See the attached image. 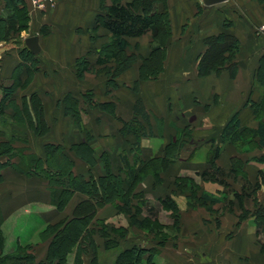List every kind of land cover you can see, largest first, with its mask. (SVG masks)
Wrapping results in <instances>:
<instances>
[{"label": "crops", "instance_id": "obj_1", "mask_svg": "<svg viewBox=\"0 0 264 264\" xmlns=\"http://www.w3.org/2000/svg\"><path fill=\"white\" fill-rule=\"evenodd\" d=\"M24 1L28 9L29 27L16 33L9 24V20L14 16V10L7 6L6 0H0V19L3 21H1V33L5 34L7 30L10 33L7 39H0V81L9 82L8 87L10 88L14 86L16 95L21 92V100L13 95L16 106H20L21 110L24 107L22 106L24 101L27 103V109L34 108L31 101L34 95H38L41 99L42 106L40 108H43L47 132L43 135H36L33 131L37 127V122L33 124L24 118L26 130L29 129L36 139H41L36 141V143H40L38 150H32V153L44 160L46 159L45 146L52 143L59 144L64 147L73 161L76 175L88 180L93 176L92 174H95L93 176L95 178L105 176L106 171L104 170L102 174L98 173L99 170L96 169V166L101 164L102 154H109L110 149L105 147V143L102 146L99 141L108 139L114 141L112 130L115 127V130L119 131L122 125L119 117L130 120L134 116L132 108L136 96L133 99V96L127 95L131 88V85H128L129 82L125 81L127 79L120 80L119 87L122 89L121 96L124 99L115 104L118 118L108 115L109 119L106 118V125L101 127L102 130L109 127L106 129V133L99 134L95 131L92 133L93 129L89 125L87 126L86 121L83 120V131L86 137H81L78 141L69 142L68 140L65 142L67 139L62 137L64 133H60L61 138L56 137L54 140H49V138L53 129L52 120L59 131L65 130L67 119L68 127L70 124L72 126L76 124V121L74 122L69 115H66L64 100L68 95L71 94L77 98L80 108L82 109L83 106V110L89 112L87 106L90 107V105L82 97L86 93L77 96L79 91L70 90V87L60 84L68 80L71 81L69 77H66L69 75L72 76V81H78L76 64L77 60L83 56H87L92 63L90 72L96 68L98 51L106 42L103 45L97 44L92 38V29L96 25L98 14L102 11V2L105 1L107 5H110L112 0H55V5H48L45 11L35 9L30 0ZM127 1L123 0V2ZM162 7L163 5L160 6V8ZM166 7L169 11L172 30L167 47L171 70H169L170 75L160 79L163 82V84L160 83L162 84L159 85L160 87L153 81L142 87L139 98H142L141 100L149 113L152 114L150 110L152 109L154 113L167 118L169 124L166 129H171L174 127L172 119L177 118L183 111L182 113L186 116L181 119L183 120L181 127L186 129L192 124L196 125V130L200 131L197 132L200 138H207L215 131L219 132L220 137L226 124L237 113L242 126L258 128L259 121L248 102L250 99L257 101L262 93V89L257 86V83L261 60L264 56V35L258 31L264 25V1L227 0L225 7L217 9L216 7H206L198 0H166ZM44 29H47L48 32L45 35L43 34ZM34 30L35 33H33ZM222 34L236 37L239 40V53L236 58L238 69L234 73L225 70L219 74L200 76L198 67L201 57L208 50L207 39ZM13 35L15 38H12ZM36 35L40 39V54L44 57H37L40 64L39 70L32 73L20 53L26 47V39ZM107 35V32L103 34V36ZM143 38L148 40L144 43L145 45L140 43ZM108 39L110 40V36ZM130 41H135V44L139 43V48L148 51L152 46L153 36L150 32L140 38L130 39ZM125 74L132 76V80H136L138 77V73L135 74V72H131V74L126 72ZM93 77L99 76L95 74ZM104 78H101L102 82H104ZM37 80H41L39 83L43 82L41 87H44L45 90L35 85ZM157 82L159 84V81ZM50 83H54V86L48 89ZM125 86L127 89L124 88ZM46 90H53L54 95ZM152 90L156 92L151 93ZM48 98L55 99L53 108L56 117L53 116V119L50 117L48 100H46ZM120 102L125 103L128 109L123 107L124 110L121 109ZM13 112V110L9 111L10 114ZM49 119L52 120L49 122ZM96 123L97 118L94 125ZM192 127L191 129L194 130ZM89 135V143L94 148V157L97 161L94 166L76 151L72 155L73 150L71 151L75 145L82 144L89 139ZM166 137L170 142L171 134L168 133ZM26 141H28L26 145L32 147V136L30 140ZM216 143L220 146V139ZM67 146L69 147L67 148ZM97 146L102 147V150H99ZM238 155L240 154L232 144L224 147L216 160V165L219 168H224V171L217 172L219 174L216 176L218 182L214 180L217 183L204 185L209 194L220 195V192H227L228 188L226 190L223 179L230 175L233 176V179L237 178L240 181L241 176L236 177L235 173L231 171L232 161ZM20 163L21 160L16 161L14 157L11 159V167L2 173L4 182L0 184V192L5 194L3 201L0 197V212L4 217L1 225L5 237L4 254L11 255L16 252L18 247L28 248L31 249L35 257V264H39L45 261L48 256L50 240L44 237L47 227L62 220L72 219L74 210L80 203L94 202V199L87 194L76 192L66 209L63 212L59 211L57 206L52 203L46 188L45 191L42 187L33 186L32 181L41 176H27L17 171L16 167L20 166ZM81 164L85 171L79 168ZM253 164L257 173L250 174V179H256L259 170L264 171V167L257 166L258 163ZM12 167H15L16 170ZM220 174H225V176L220 177ZM208 179L206 177V180ZM236 192L239 191H235L233 194ZM163 193L158 192L157 199H166L167 196ZM207 204L212 209V213L211 209L208 210L209 207H202V210L207 213L196 211L191 217H184L183 227L181 226L184 238L182 236L176 239L175 235L170 233V236L163 239L164 245L162 244V246L159 245L158 239H149L148 242H145L146 248L158 250L154 256V264H264V243L262 242V240L264 241L262 234L264 217L255 213L256 204L250 201L240 203L236 200L232 204V210L228 208V203L222 201L208 202ZM68 208H70V212L67 213ZM198 210L201 209L198 208ZM101 211H104L103 215L106 217L108 214L106 212H110V208L106 206ZM244 211L248 212V217L246 214L244 215ZM167 219L168 222L165 224L171 226L172 219ZM159 220L161 221L160 218ZM32 227H34L33 230ZM137 245L145 247L142 244ZM130 247L132 248L133 244ZM100 264L107 263L101 262ZM109 264H113V262Z\"/></svg>", "mask_w": 264, "mask_h": 264}, {"label": "rangeland", "instance_id": "obj_2", "mask_svg": "<svg viewBox=\"0 0 264 264\" xmlns=\"http://www.w3.org/2000/svg\"><path fill=\"white\" fill-rule=\"evenodd\" d=\"M105 32H107V36H103ZM33 33H35V30ZM14 36L15 35H13L12 38H15ZM109 36L110 32L100 29L95 34L94 41H96L97 44L103 45L104 42H110L111 39H108ZM147 41V39L144 40L143 38L140 40V43L145 45L144 43ZM134 42L130 41L131 47L127 52V54L130 56L128 58V63H119L118 60H113L111 63H108L104 66L97 65L94 71L90 72L89 70L85 72L81 78L77 75L78 81H72L73 78L70 75L66 76L69 77L71 81L68 80L60 84L62 86H67L68 88L70 87V90L72 89L73 91H79L77 96H81L83 93H86L85 97H83V95L82 97L88 102L90 107L87 106L89 109V112H87L86 110H83L82 106V125H84L83 120L86 121L87 126L89 125L90 128L93 129L92 133L94 131L99 134L106 133V129L109 127L105 130H102L101 127L106 125L105 121L106 118H108V115L116 119L118 118L115 104L119 103V100L124 99L123 96H121L122 89L119 87L120 80H124L125 78L127 79L125 81L129 82L128 85H131V88H129L130 93L128 92L129 94L127 93V95L133 96V99L136 96L134 101L135 105L138 99H142L139 98V96L142 93L143 86L153 81L157 83L158 87H160L159 85L163 84L160 79H164L166 75H170L169 70H171V66L168 60V48L167 50L163 51V53H160L161 55L157 56V58L155 56L153 61H147L144 58H148L150 56L151 47L148 51H143L142 48H139L140 44H135ZM214 51L217 52L218 48H215ZM238 53L239 49L234 54L233 61L232 58L228 60L224 59V56L226 58H230L232 55L231 52L225 53V55L220 58V64L222 63L224 65L221 72L225 70H230L232 73L235 72L231 65L232 63H236L237 65L236 58ZM37 57L41 58L44 56L42 54H38ZM83 57H86L89 60L87 56ZM90 64L92 63L90 62ZM80 67L81 66H79V68ZM124 67L126 70L120 72V70H123ZM35 68L38 69L39 66L38 68L35 66ZM126 72L130 74L131 72H135V74L138 73V77L136 80H132V76H126ZM147 72L149 74H154V76L150 78L143 76L146 75ZM89 73L91 74L86 75ZM212 73L216 72L213 71ZM95 74L99 77H93ZM102 77H105L104 82L101 80ZM39 81L37 80L35 85L40 86L42 90H45L44 87H41L43 82L39 83ZM157 81H159V84ZM9 84V82L0 81V102L5 106L4 110H7L0 113V153L6 151L5 154H0V164L7 162L8 157H14L16 161L21 160V165L17 167V171L22 172L24 171V168L27 167V165L29 166V164H27L28 162L34 161L32 156L35 155L32 153V150H38L40 143H36V141L41 139H36L34 134L31 133L29 129L26 130L25 119H23L24 117H22V115L13 117L12 113H9L11 110L14 111L16 106L15 100H13V95L16 96L17 99L21 100V92L16 95L14 86L12 89L8 87ZM52 86H54V83H50L48 85V89H51L49 87ZM257 86L262 89L261 97L256 101L260 102L264 95V85L262 82H258ZM124 88L127 89L126 86ZM59 89L62 88L59 87ZM46 91H48L50 94L54 92L53 90ZM154 92L156 91L152 90L151 93ZM49 97H51V95H49ZM46 100H48L50 117L53 119V116L56 117L53 108L55 105V99L48 98ZM252 101L254 102V100L250 99L248 102V105L251 104V107ZM119 106L121 109L127 108L125 103L122 104L120 102ZM252 109L255 113L256 110L254 107ZM150 110L152 114H150L148 110L147 111L152 117H150L151 123L150 125H147V129H145L146 133L142 134L140 139H138V136L129 130V128L131 129L135 126V123L132 122L131 124H128L127 128L125 129L123 128V124H119L121 125L119 131L115 130L114 127V130H112L114 133V141L111 139L99 141L102 146L103 143H105V147L110 149V153L106 154L110 155L109 159L112 166V171L119 176L123 189L118 190V188H113L110 199H107L109 202L106 205L98 207L95 214L92 216L89 214L91 213V210L88 209L87 205H84L87 208H83L80 213L77 211L75 212L74 210V217L76 215L81 217L85 215L86 218L81 221L82 227L80 228H83V231L79 237L80 239H78L79 241L77 240L78 242H76L71 251L67 253L65 264H100L101 262H105L107 264L113 262V264H116L122 253L127 250L132 248L148 249L146 248L145 242H148L149 239H164L165 237L170 236V233L174 234L176 239H179L182 236L184 238L185 235L184 233L182 235L181 232L184 224V217L189 218L192 216V214H195L196 211H199L198 213H207L202 210V207H209L207 204L208 202L215 203L216 201H222L223 203H228V208L232 210L233 202L238 200L234 195L236 193H239L243 196V202H254L256 204L255 213L259 214L260 217H264L263 176L258 173L259 175L256 174V179L249 178V175L256 171L255 165L253 163H258V167H264V165H262L264 163H261L257 160V158L264 156V148L258 147L257 144H232L240 154L236 158L243 162V166L241 168L238 167L239 172H233L235 173L236 177H238V175L241 176L240 181L237 180V178L233 179V176L230 175V177L223 179L224 183L226 184V190L228 188L227 192H220V195H217L216 193V195L209 194L205 190L204 185L216 182L218 180L216 176H219L217 172L224 171V168H219L216 163L212 164L210 162V157L212 156L215 147L218 146L216 142L220 139L218 135L219 132L215 131V133L207 136V138H200V136L197 134V132L200 131L196 130V125H193L192 123L191 126H193L192 128H194V130H192L191 126H189L186 131L181 127L183 123V120L181 119L183 117L185 118L186 116L184 113H182L183 111L179 116H177V118L172 119L174 127L171 129H166V126L169 124L168 119L166 118V120L164 116L154 113L152 109ZM261 114V118L264 120V110L261 111ZM70 117L74 122L76 121L72 116ZM96 118L97 123L94 125ZM52 119H49V122ZM133 119L134 116L130 120L120 119L119 117L120 123L121 120H124L125 122H131ZM257 120L259 121L258 118ZM67 124H69L68 119L66 120L65 130L62 129L59 131L56 128V124H54V121L52 120L53 129L51 131L52 134L49 140H54L56 137L61 138L60 133H64L62 137L67 139L65 142L68 140L69 142L78 141V139L81 137H86L83 128L77 124L74 126L70 124L68 127ZM33 132H35L36 135L38 134L36 131ZM168 133L171 134L170 142H168L169 138L166 137ZM31 136L33 142L32 147L26 145V143L28 144V141L26 140H30ZM256 143H258L257 140ZM68 147L69 146H67V148ZM97 147L99 150H102V147ZM224 147L222 148V151ZM72 150L73 155L75 149H71V151ZM123 156H126L131 162L132 166L137 169V181L139 183L136 185L137 181L135 182V186L133 187L134 189L128 185L129 178L126 174V169L123 168V163L121 161ZM135 157H139L141 160V162L137 165L135 162ZM247 163L248 166L246 167ZM8 167H11V165L6 164V166L2 165L0 167V175L3 177V180H1L0 184L4 182V175L2 173H5ZM82 167V164L79 165V168L85 171ZM12 168L16 170L15 167ZM233 168L234 166L231 167V170ZM96 169L99 170L98 173L102 174L105 170L103 163L97 165ZM259 171L261 172L262 170ZM262 172L264 173V171ZM92 175L95 176V174ZM221 176L224 177L225 174H220V177ZM206 177L209 179L206 180ZM32 182L34 184L33 186L42 187V189L46 188L48 190V194L50 195L52 203L55 204V202L58 201L55 195L58 196L61 191L62 187L60 184L54 185L53 182H51V180L47 179L46 177H37ZM235 191L239 192L233 194ZM158 192H164L163 194L167 196V198L164 199L165 201L157 199ZM138 193H140L139 196ZM0 195L1 200L3 201L5 194L0 192ZM74 196L75 195L70 198L68 204L71 202V200H73ZM249 198H251V200H249ZM68 204L63 209L61 208L58 210L63 212ZM106 206L110 208V212L107 211L106 213L108 214L106 217H104V211L101 210L105 209ZM198 208L201 210H198ZM210 209L211 208L209 207L208 210ZM66 212H70V208H68ZM98 212L100 213L98 214ZM210 212L212 213V209ZM245 214L246 217H248V212L244 211V215ZM159 218L163 223L159 220ZM167 218L172 219L171 226L165 224L168 222ZM0 219L3 222L4 217L1 212ZM69 220H71V218L64 221L62 220L56 224H50L49 226H63ZM31 229L33 230L34 227ZM262 229L264 230V226ZM58 231L60 232V229L59 227H56V229L53 231V234H48V236H50L49 251L53 247V245L50 246L53 244L52 242L56 241V238H58ZM262 232L264 237V231ZM262 242L264 243L263 240ZM132 244L133 247L131 248L130 246ZM137 244L145 245V247H141ZM162 244L164 245V243ZM128 246L129 248L127 249ZM157 253L158 250H156L155 253L151 252L150 254H145L140 257L138 261L134 254V259L131 258L130 260L128 259V261L132 263L131 260H134L132 264H154V256ZM25 254L33 256L31 249L25 250ZM123 258L120 259L122 260Z\"/></svg>", "mask_w": 264, "mask_h": 264}, {"label": "trees", "instance_id": "obj_3", "mask_svg": "<svg viewBox=\"0 0 264 264\" xmlns=\"http://www.w3.org/2000/svg\"><path fill=\"white\" fill-rule=\"evenodd\" d=\"M6 2L7 6L14 10V16L9 20L10 28L16 33H20L23 30L28 29L29 16L25 1L6 0ZM161 5H163L162 8H160ZM101 8L102 11L98 14L96 18V25L92 29V38L95 37V34L100 29H104L105 31L110 32L111 40L99 49L97 65L104 66L111 63L113 60H118L119 63H128V58L130 56L127 52L131 47L130 39L140 38L150 32L153 36L151 52L150 56L144 59L147 61H153L155 56L157 58V56L161 55L160 53L167 50L168 40L172 35V30L169 11L166 7V0H128L127 2H123V0H112L110 5H107L106 2L103 1ZM1 21L2 20L0 19V39H7L10 33H8V30L5 34L1 33ZM47 33V29H44L43 34L45 35ZM207 44L208 50L201 57L199 62L198 68L200 76H207L213 71L220 73L224 67L222 63L220 64V58H222L225 53L231 52V57L226 58L224 56V59L228 60L232 58L233 61L234 54L239 49V41L237 38L227 34L210 37L207 39ZM215 48H218L217 52L214 51ZM20 54L23 60L28 64L27 67L32 73L39 69V63L37 60L38 55H34L27 47H24ZM90 65V62L86 57L78 59L76 64L78 77H83V74L90 70ZM35 66H37L38 69H36ZM79 66L81 67L79 68ZM231 66L234 70L237 69L236 63H232ZM124 70H126L125 67L123 70H120V72ZM143 76L150 78L153 77L154 74H149L147 72V74ZM258 82H262L264 85V56L262 57L261 66L258 72ZM85 95H83V97H85ZM31 101L34 105V108H32L33 111L32 109L30 110V108L27 109V103L24 101L22 105L24 107L22 110L19 109L20 106H15L12 116L16 117L22 115V117L30 120L33 124L34 122H37L35 131L39 135H43L47 132V128L45 125L46 122L43 108H40L42 106L41 99L38 95H34ZM64 102L66 105V115L72 116L76 120V124L83 128L82 109L80 108L79 100L70 94L65 98ZM4 107L5 106L0 102V113L6 111L4 110ZM253 107L256 110L255 114H258L256 115L259 119L258 128L254 129L242 126L239 114H235L220 134L221 145L215 147L214 152L210 157V162L212 164L216 163V160L221 154L222 148L228 144H257L258 147L264 148V120L261 118V111L264 110V95L260 102L252 101V108ZM133 112L134 119L131 122L121 120V123L125 129L128 124L134 122L135 126L131 129L129 128V130H131V132L137 135L138 139H140V136L146 133L145 129H147V125H150L151 123L150 114L146 110V107L141 99L137 100L133 107ZM187 129L188 128L185 130L187 131ZM256 140L258 143H256ZM89 142L90 135L89 139L82 144L75 145L74 149L78 154L86 159L89 164L94 166L97 161L94 157V148ZM5 152L6 151L0 154L3 155ZM45 152L46 159L43 160L36 156H32L35 162H28L27 164H29V166L26 164L27 167H25L24 171L21 173H24L27 176L36 175L46 177L51 180L54 185L60 184L62 187L61 191L58 196L55 195L58 199V201L55 202L58 209H63L68 204L70 198L76 192H80L91 196L95 203L91 201L82 202L77 206L75 212L77 211L80 213L83 208L88 207V209L91 210V213L89 214L92 216L95 214L98 207L106 205L109 202L107 199H110L113 188H118V190L123 189L119 176L112 171L110 159L106 153L102 154L101 157V163L104 165L106 175L98 178L92 176L88 180L74 173L73 161L70 159L63 146L53 143L47 144L45 146ZM11 159L12 157H8L7 160L9 162L7 161L4 162V164L1 163L0 165H11ZM257 160L264 163V156L257 158ZM121 161L129 178L128 185L133 188L135 186V182L137 181V169L132 166L126 156H123ZM135 162L136 165L141 162L139 157H135ZM232 166H234V168L231 171L237 173L239 172L238 169L243 166V162L235 158ZM259 173L264 179V173L262 171H259ZM2 178L3 177L0 175V182L3 180ZM138 183L139 182L137 181L136 185ZM139 194L140 193H138V196ZM235 196L240 203H243V196L241 194L236 193ZM84 205H87V207ZM85 218V215L83 217L76 215L63 226H49L44 232V237L49 238L50 236H48V234H53L56 227H59L60 232L58 231V238H56V241H53V244L50 245H53V247L49 251V255L47 256L48 258H46L47 260L40 262L39 264H65L67 253L71 251L72 247L79 241L78 239H80L79 237L83 231V228H80L82 227L81 221ZM1 225L2 220L0 219V264H35V257L25 254V250H28V248L18 247L15 254H4L5 237L1 230ZM162 241L163 239L159 240V245L162 244ZM151 252L155 253L156 249L132 248L122 253L120 258H124L122 260L119 258L116 264H132L134 260H131L132 263H130L128 259H134V254L138 261L140 257L145 254H150Z\"/></svg>", "mask_w": 264, "mask_h": 264}, {"label": "water", "instance_id": "obj_4", "mask_svg": "<svg viewBox=\"0 0 264 264\" xmlns=\"http://www.w3.org/2000/svg\"><path fill=\"white\" fill-rule=\"evenodd\" d=\"M227 0H203V4L206 7H216L217 9H221L226 6ZM40 39L38 36H32L26 39L25 45L26 47L34 54L38 55L41 52V47L39 43ZM209 264V263H205Z\"/></svg>", "mask_w": 264, "mask_h": 264}, {"label": "built area", "instance_id": "obj_5", "mask_svg": "<svg viewBox=\"0 0 264 264\" xmlns=\"http://www.w3.org/2000/svg\"><path fill=\"white\" fill-rule=\"evenodd\" d=\"M201 4H203V0H198ZM31 5L39 10L45 11L48 5H55V0H30ZM260 34H264V25L259 28L258 31Z\"/></svg>", "mask_w": 264, "mask_h": 264}]
</instances>
